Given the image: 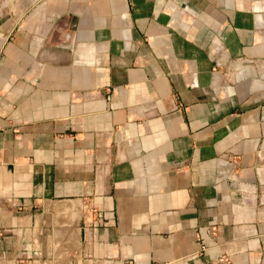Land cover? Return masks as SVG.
Wrapping results in <instances>:
<instances>
[{
	"label": "crops",
	"instance_id": "0c3cea01",
	"mask_svg": "<svg viewBox=\"0 0 264 264\" xmlns=\"http://www.w3.org/2000/svg\"><path fill=\"white\" fill-rule=\"evenodd\" d=\"M221 257L264 264V0H0V264Z\"/></svg>",
	"mask_w": 264,
	"mask_h": 264
},
{
	"label": "built area",
	"instance_id": "2783aa9c",
	"mask_svg": "<svg viewBox=\"0 0 264 264\" xmlns=\"http://www.w3.org/2000/svg\"><path fill=\"white\" fill-rule=\"evenodd\" d=\"M210 233L213 237H216L217 233H218V230H217V226H211L210 228ZM203 248V247H202ZM204 250V249H202ZM227 259H225L224 257H221L219 260H218V264H227Z\"/></svg>",
	"mask_w": 264,
	"mask_h": 264
}]
</instances>
